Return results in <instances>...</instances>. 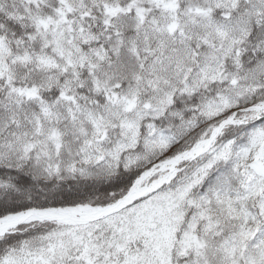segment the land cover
<instances>
[{
  "label": "snow or ice",
  "instance_id": "6c2138e0",
  "mask_svg": "<svg viewBox=\"0 0 264 264\" xmlns=\"http://www.w3.org/2000/svg\"><path fill=\"white\" fill-rule=\"evenodd\" d=\"M0 264H264V0H0Z\"/></svg>",
  "mask_w": 264,
  "mask_h": 264
}]
</instances>
